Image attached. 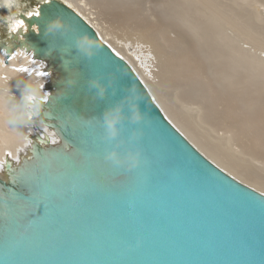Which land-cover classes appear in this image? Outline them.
<instances>
[{"label": "water", "instance_id": "95a60500", "mask_svg": "<svg viewBox=\"0 0 264 264\" xmlns=\"http://www.w3.org/2000/svg\"><path fill=\"white\" fill-rule=\"evenodd\" d=\"M37 7L18 15L25 28L5 51L43 63L48 94L30 104L56 143L36 134L3 164L0 264H264V194L205 158L73 10ZM54 19L63 28L49 33ZM84 37L91 56L76 49ZM112 151L139 152L141 164L114 166Z\"/></svg>", "mask_w": 264, "mask_h": 264}, {"label": "bare ground", "instance_id": "6f19581e", "mask_svg": "<svg viewBox=\"0 0 264 264\" xmlns=\"http://www.w3.org/2000/svg\"><path fill=\"white\" fill-rule=\"evenodd\" d=\"M60 1L130 65L167 120L205 158L264 194V15L257 14L263 25L254 27L227 0H162V19L116 8L104 27L87 0ZM43 71L24 50L0 52V175L5 160L21 161L36 134L56 143L30 104L47 97Z\"/></svg>", "mask_w": 264, "mask_h": 264}, {"label": "rangeland", "instance_id": "374dc122", "mask_svg": "<svg viewBox=\"0 0 264 264\" xmlns=\"http://www.w3.org/2000/svg\"><path fill=\"white\" fill-rule=\"evenodd\" d=\"M44 1H48V0H0V47H5V48L6 47H10L13 44V42H14L13 40H10L11 33L12 32L16 33L18 31L17 29L20 28V27L21 28H23V27L25 28V24H23L22 26L19 25V22L22 19L19 18L18 15L23 14L25 17L29 18L31 15L37 14L38 13V9H37L38 7L37 6L41 2H44ZM57 1L62 3V4H64L65 6L70 8L71 10H73L70 6H68L67 4L63 3L62 1H60V0H57ZM81 1H86V0H81ZM108 1L112 5L109 4ZM112 1H114V0H105V1L104 0H98V1L97 0H92L91 4L93 5V7H91V4H90L89 0H87V2H86L87 4H89L90 10H92V12L95 10V12H93V13H95L97 15V18H98L99 22H102L101 24L103 26L105 25L104 27L109 25V23H106L107 19L109 20V17L107 16L108 13L109 14L111 13L110 14L111 16H112L113 13L114 14H118V12L121 11V8L125 9V11H128L130 9L132 11L134 9L135 12L141 13L143 18L145 17V14L143 15V13H146L147 16H148V13H150L149 15L152 16V17L148 16V18L146 16L144 19H154L155 17H160L161 19L164 18V17H162L163 15L161 14L162 8L157 6V4L160 3V1H162V0H153V1L152 0H136L138 5L134 4V3H136L135 0H133V1L132 0H126V1L125 0H116V1H114V3H116L117 5L112 3ZM224 1H226V0H224ZM242 1L244 2V0H242ZM253 1L252 0H250V1L249 0H247V1L245 0V2H246L245 5L240 0H231V1L227 0L225 3L226 4L228 3V5L230 4L232 9L236 13H238V14L242 13L241 16H247L248 18L250 17L252 20H250V22H247V23H251V25L254 26V27H260V25H263V24H262V22H259L258 15H259V13H260V15L262 14L259 17H262L264 15V0H253ZM125 2L128 3V4L125 5ZM237 2L239 3L238 5L235 4ZM104 3H106V5H104ZM140 4H141V6H140ZM134 5H135V7H134ZM236 5H237V7H236ZM239 5H240V7H239ZM96 6H103V7L105 6V7L110 8V9L106 10V12H102V9H99V7L97 8ZM124 6H126L127 8L126 7L124 8ZM142 6H144L143 7L144 9L146 8L147 12H146V10H143ZM242 6H244V7H242ZM116 8L119 9V10H116V11H118L117 13L115 11ZM156 8H158V9L156 10ZM238 8L239 9L242 8L241 12H239ZM98 9L100 10V12H98L99 11ZM122 11H124V10H122ZM103 16L107 17V18H105L106 20L104 18L101 20V18ZM263 18H264V16H263ZM253 19H254V21L256 23L254 25H253V23H254ZM103 20H105V21L103 22ZM149 22H151V21H149ZM106 39H108V41H110V43H111L110 37H106ZM112 45L115 46L116 49H119V45H117V44H112ZM6 49L2 48V49H0V52L3 51V50H6ZM17 49L18 48H15L13 50H17ZM120 53L125 55L128 58L132 57L131 53H128V52L124 53V51H121ZM21 103L23 104V101H21Z\"/></svg>", "mask_w": 264, "mask_h": 264}, {"label": "clouds", "instance_id": "9594fccd", "mask_svg": "<svg viewBox=\"0 0 264 264\" xmlns=\"http://www.w3.org/2000/svg\"><path fill=\"white\" fill-rule=\"evenodd\" d=\"M63 25L59 22L58 19H54L50 21L47 31L49 33L57 32L62 30ZM91 41L88 40L87 37L81 38L77 41L76 49L77 51L81 52L83 55L91 56L92 53L89 51V49L92 47ZM92 87H96V84L93 83L91 85ZM27 91L30 93L32 91L31 88L27 89ZM101 95H103V90L98 89ZM135 119L139 120L140 117L137 114L135 116ZM116 121L113 119H109L107 115L105 116V129L107 131V134L110 138H114L116 135V132L114 131ZM105 160L112 163L114 166L117 167H125L128 170L136 169L141 164V154L139 152H129L127 153L123 158L115 152H107L105 154Z\"/></svg>", "mask_w": 264, "mask_h": 264}, {"label": "snow or ice", "instance_id": "6c2138e0", "mask_svg": "<svg viewBox=\"0 0 264 264\" xmlns=\"http://www.w3.org/2000/svg\"><path fill=\"white\" fill-rule=\"evenodd\" d=\"M37 14H38V13H37ZM23 24H24V21L21 20V21L19 22V25L22 26Z\"/></svg>", "mask_w": 264, "mask_h": 264}, {"label": "flooded vegetation", "instance_id": "af4514ba", "mask_svg": "<svg viewBox=\"0 0 264 264\" xmlns=\"http://www.w3.org/2000/svg\"><path fill=\"white\" fill-rule=\"evenodd\" d=\"M6 48H8V47H6ZM6 48H4V49H6Z\"/></svg>", "mask_w": 264, "mask_h": 264}]
</instances>
